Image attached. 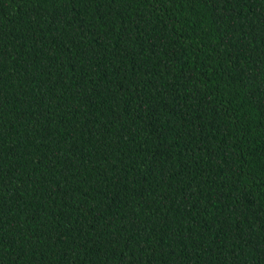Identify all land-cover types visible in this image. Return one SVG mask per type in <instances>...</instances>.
<instances>
[{
    "label": "trees",
    "instance_id": "trees-1",
    "mask_svg": "<svg viewBox=\"0 0 264 264\" xmlns=\"http://www.w3.org/2000/svg\"><path fill=\"white\" fill-rule=\"evenodd\" d=\"M0 264H264V0H0Z\"/></svg>",
    "mask_w": 264,
    "mask_h": 264
}]
</instances>
